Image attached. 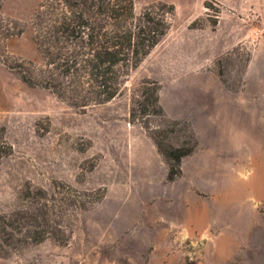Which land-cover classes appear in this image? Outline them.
I'll list each match as a JSON object with an SVG mask.
<instances>
[{
  "label": "rangeland",
  "instance_id": "obj_1",
  "mask_svg": "<svg viewBox=\"0 0 264 264\" xmlns=\"http://www.w3.org/2000/svg\"><path fill=\"white\" fill-rule=\"evenodd\" d=\"M46 2H2L26 28L9 63L38 80L52 68L36 41ZM152 5L171 27L118 67L108 102L81 69L31 85L0 61V264H264V0H134L135 15ZM155 137L196 142L173 181Z\"/></svg>",
  "mask_w": 264,
  "mask_h": 264
},
{
  "label": "trees",
  "instance_id": "obj_2",
  "mask_svg": "<svg viewBox=\"0 0 264 264\" xmlns=\"http://www.w3.org/2000/svg\"><path fill=\"white\" fill-rule=\"evenodd\" d=\"M2 2L0 0V61L17 70L21 79L31 85L44 84V81L47 84L57 72L70 76L74 68L81 69L84 75H80V86L94 90L98 103L119 95L118 67H137L171 27L165 14L159 18L155 12L158 5L149 6L136 16L134 0H47L43 4L47 10L36 15V41L41 52L52 57L48 62L52 68L43 71L44 76L38 80V71L27 67L25 62L9 63L7 41L22 35L26 28L20 21L2 14ZM174 12V5H169L167 13ZM148 83L154 86L151 89L154 113L164 115L157 83ZM148 90L144 87L143 94ZM142 107L148 111L146 105ZM135 114L133 107L132 117ZM155 141L169 161L168 180L173 181L181 175V161L195 150L196 142L168 150L158 138L155 137Z\"/></svg>",
  "mask_w": 264,
  "mask_h": 264
},
{
  "label": "crops",
  "instance_id": "obj_3",
  "mask_svg": "<svg viewBox=\"0 0 264 264\" xmlns=\"http://www.w3.org/2000/svg\"><path fill=\"white\" fill-rule=\"evenodd\" d=\"M218 102V101H217ZM217 123H215V119L213 118V117H208V128H209V130L211 129H219V126L218 125H216ZM196 154H198V151H195L192 155H191V157H194V156H196Z\"/></svg>",
  "mask_w": 264,
  "mask_h": 264
}]
</instances>
